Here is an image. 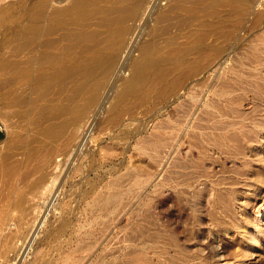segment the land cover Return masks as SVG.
<instances>
[{"label": "rangeland", "instance_id": "rangeland-1", "mask_svg": "<svg viewBox=\"0 0 264 264\" xmlns=\"http://www.w3.org/2000/svg\"><path fill=\"white\" fill-rule=\"evenodd\" d=\"M40 1L26 0L0 23V238L8 242L0 246V260L264 264L258 226L264 208V0H145L124 20L108 73L95 72L82 89L75 70L63 82L38 79L50 67L41 55L58 54L59 64H70L106 45L111 34L104 9L119 7L120 0H101L83 18L58 24L49 12L66 0L52 2L41 19L52 30L25 44L18 31ZM80 28L95 31L96 39L70 44ZM148 45L158 65L125 88L123 79ZM86 119V141L73 150ZM36 126L54 128L41 148H55L62 163L58 198L31 243L29 216L16 208L37 176L42 151L29 154ZM11 152L21 162L13 173L2 168ZM91 188L96 196H117L102 217L87 207Z\"/></svg>", "mask_w": 264, "mask_h": 264}, {"label": "bare ground", "instance_id": "bare-ground-1", "mask_svg": "<svg viewBox=\"0 0 264 264\" xmlns=\"http://www.w3.org/2000/svg\"><path fill=\"white\" fill-rule=\"evenodd\" d=\"M7 1H8L7 3L6 2L1 3V5H0V23L5 17L12 15L17 9L23 7L25 2H26V0H11V1L7 0ZM62 1L63 0H42L38 3H35L34 5L32 4L33 6H31V9L29 10L30 16H31L30 21H27L25 24H23V26L18 31V36L20 38L24 39L25 44H29V43L33 42L41 33L49 32L50 30H52L53 25L43 26L41 24V19L45 16V14L47 12V8L49 6H53V4H51L52 2L61 3ZM100 1L101 0H66V2H64L63 4L53 6L49 12V16H50L51 20L53 21V24H58V23L62 22L65 17H71L73 19H81L85 16L89 7H91L94 3L96 4L97 2H100ZM119 3H121V5L119 7L107 6L104 9V12L106 15L105 16L106 17V26L108 29V30L107 29L106 30L108 31L109 34H111V36H110L111 40L106 45L101 46L100 48L94 49V50H89V51L85 50L86 56L84 57L83 60H74L70 64H66V63L65 64H62V63L59 64L57 62V58L59 56L58 54H52L49 52L44 53L43 52L41 56L50 61V67H49V69L42 72L38 76V79H41L42 81H44V83L45 82L49 83V82H53V81L63 82L69 77V75L74 74L73 71L75 70L76 72L79 73V75L82 76V78H81V76L79 77V78H81V79H79V80H81V82L78 85V89H82L83 86L85 85L84 84L85 79L87 80V78L91 77L95 72H103L104 75H106L108 73V70L114 64V61H115V58L117 55V51L121 47V43H117L115 41V39L118 38V36L122 32L121 30L123 29L122 25L124 23V20L128 17L136 16L139 12V9L142 7L143 3H145V0H135L134 2H131V3H129L127 0H120ZM28 9H29V7H28ZM159 14H161V13H159ZM161 22H162V19H161ZM71 36H72V38L70 40V44L75 45V44H77L81 41H84V40H87V41L95 40L97 35H96V32L93 30H86L84 28L83 29L80 28L75 33H72ZM48 44H49V41H48ZM86 49H88V47H86ZM149 51H150V45L141 49V57L142 58L134 62L130 75L127 78L123 79V84H124L125 88H134L139 83L140 79H142L145 76V71L149 66L153 67V66L158 65V60L152 59L149 57L150 56ZM222 56L223 55H220L219 58ZM94 94H95V92L91 94L90 98H93ZM88 122L89 121L86 119L85 123L76 130V132L73 136L74 138L72 137L73 141H72L70 146L73 147V150L79 149L85 143L86 137H87L86 134H87L88 128H90ZM37 125H41V124L38 123ZM37 129H39V128L37 127ZM53 130H54L53 127L46 126V127H43V128H40L39 130H37V132L34 133L33 136L31 137L30 142L31 143L34 142L36 144L33 145L32 148H30L29 154L34 156L36 153V156H37L40 153V151H42V153H41L42 155L40 158V162H39L37 168L35 169V172H37V176H36L34 182L31 183V185L29 186V188L26 192H20V194L18 195L19 201L17 200L18 201L17 202V208H16L17 212H18L17 215H19V214L24 215L25 218H26V216H29V219L27 220V222L26 223L24 221L23 222L26 224V227L28 228V230H26L27 228L25 230L28 232V233L27 232L26 233L28 235H30L29 239L32 242L29 240L28 241L31 243L35 242V236L37 235L36 233H38L40 231L41 227L45 224V221L47 219L46 218L47 213L55 205V200H56V198H58L57 196L59 194V193L57 194V192L59 191L58 190L59 189L58 176H59V172L61 170L60 167H61L62 160L61 161H59V159L57 160V156H59V155H57V153L55 152V148L51 149V150H49V149L44 150L41 148L44 146V143H45L46 139H48V137L54 136L55 132ZM74 139H75V141H74ZM8 141H9V139L7 136V142L5 141L4 144L6 143V145H7ZM28 144H30V143H28ZM35 146H38V147L34 148ZM17 155H18L17 153L11 152V153H7L4 156V160H3L4 162H3L2 168L5 172L11 171L13 173L16 170H19V168L21 167V162L19 161V158ZM68 156H70V155H68ZM63 158H65V157L63 156ZM5 174L7 175V173H5ZM1 190H3V188H0V191ZM88 193L90 195L89 196L90 199L87 203V207L93 208V210L95 212L101 214V217H102V214L104 213V210H106V208L108 207V204L111 203L110 201L112 199H114L116 196V195L106 194V192L105 193L100 192L103 195L96 196L95 195V188H91V190H89ZM97 194H99V193L97 192ZM1 198H2V196H1ZM15 205H16V203H15ZM55 208H56V206H55ZM55 208H54V210H55ZM91 213H93V212H91ZM89 216H91V214ZM19 217L21 218V216H19ZM258 217H259L258 226L260 229H264V208L261 210ZM104 221H105V219H104ZM92 222H93V220H92ZM64 223L65 222H63V224ZM63 224H61L62 229L64 228ZM5 225H6V222H5ZM2 226H3V224L1 225V227ZM24 226H23V228H24ZM65 226H67V225L65 224ZM5 227H7V226H5ZM17 227H21V226H17ZM61 227H59V229ZM2 228H0V229H2ZM81 228H82V225H81ZM6 233H7V231H6ZM85 235H86V232H85ZM6 242H7V238H5V236L3 238H0V246ZM31 243H29V244H31ZM7 244H8V242H7ZM77 244H80V243L76 242V247H77ZM80 245H82V244H80ZM76 247H74V248H76ZM74 248H72V249H74ZM86 248H87V246H86ZM80 259H82V258H80ZM0 264H6V262L0 260Z\"/></svg>", "mask_w": 264, "mask_h": 264}, {"label": "built area", "instance_id": "built-area-1", "mask_svg": "<svg viewBox=\"0 0 264 264\" xmlns=\"http://www.w3.org/2000/svg\"><path fill=\"white\" fill-rule=\"evenodd\" d=\"M7 264V263H6Z\"/></svg>", "mask_w": 264, "mask_h": 264}]
</instances>
